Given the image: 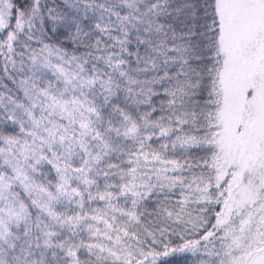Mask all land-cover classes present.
Returning a JSON list of instances; mask_svg holds the SVG:
<instances>
[{"label": "snow or ice", "instance_id": "6c2138e0", "mask_svg": "<svg viewBox=\"0 0 264 264\" xmlns=\"http://www.w3.org/2000/svg\"><path fill=\"white\" fill-rule=\"evenodd\" d=\"M264 264V0H0V264Z\"/></svg>", "mask_w": 264, "mask_h": 264}, {"label": "trees", "instance_id": "16d2710c", "mask_svg": "<svg viewBox=\"0 0 264 264\" xmlns=\"http://www.w3.org/2000/svg\"><path fill=\"white\" fill-rule=\"evenodd\" d=\"M169 264H182V259L179 256L172 257L169 259Z\"/></svg>", "mask_w": 264, "mask_h": 264}]
</instances>
